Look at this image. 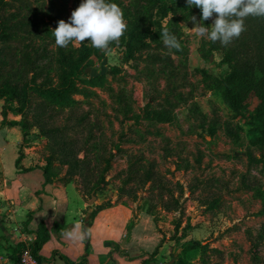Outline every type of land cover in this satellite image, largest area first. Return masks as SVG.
Listing matches in <instances>:
<instances>
[{
	"label": "rangeland",
	"instance_id": "rangeland-1",
	"mask_svg": "<svg viewBox=\"0 0 264 264\" xmlns=\"http://www.w3.org/2000/svg\"><path fill=\"white\" fill-rule=\"evenodd\" d=\"M160 1L171 7L164 17L158 0H109L123 10L126 32L139 20L159 34L146 37L129 60L126 32L109 53L89 40L55 45L52 30L82 0L1 2L0 20L14 39L0 43V114L18 121L22 147L44 166L51 161L54 177L73 182L87 200L98 185L100 204L127 202L135 213L150 214L162 242L171 241L191 264H264L260 100L249 92L243 111L231 110L216 89V78L229 72L223 45L191 30L201 9L187 0ZM215 18L202 23L211 27ZM164 29L180 51L165 47ZM82 47L89 55L74 103L40 97L34 88L59 87L65 63L80 57ZM99 75L101 84L81 80Z\"/></svg>",
	"mask_w": 264,
	"mask_h": 264
},
{
	"label": "crops",
	"instance_id": "crops-1",
	"mask_svg": "<svg viewBox=\"0 0 264 264\" xmlns=\"http://www.w3.org/2000/svg\"><path fill=\"white\" fill-rule=\"evenodd\" d=\"M12 120L3 122L0 114V264H19L20 249L25 243L33 248L41 229L48 234L37 251L41 264H173L178 259L181 251L162 242L153 217L135 213L127 202L105 205L90 217L99 197L89 204L73 182L47 180L43 163L22 147V131ZM75 223L90 230L89 239L72 242L61 235Z\"/></svg>",
	"mask_w": 264,
	"mask_h": 264
},
{
	"label": "trees",
	"instance_id": "trees-1",
	"mask_svg": "<svg viewBox=\"0 0 264 264\" xmlns=\"http://www.w3.org/2000/svg\"><path fill=\"white\" fill-rule=\"evenodd\" d=\"M4 0H0V3ZM158 9L161 15L164 17L169 9L165 2L158 0ZM159 26L160 23H159ZM11 26L0 20V43H8L14 39L13 33L10 31ZM245 31L239 38H235L229 45L223 46L222 60L229 67V72L222 77L216 78V89L221 94L225 104L233 111H243L244 101L249 92H254L259 98L260 102L256 109L257 125L261 135L264 138V16H248L245 19ZM159 34L151 33L149 28L142 26L141 21L135 20L132 23L130 29L126 32L125 43V59L129 60L134 57V51L140 50L146 43L145 38L151 36L152 39H157ZM81 56L76 59H69L66 63V71L62 78L61 85L57 88H41L35 87V91L40 97H44L52 104L62 103H74V99L71 98V94L76 91V80L80 78L79 69L84 64V60L89 55V51L86 47H82ZM105 79L104 75L96 77H90L89 79H81L89 84H101ZM16 95V91L13 93ZM5 95L0 93V97ZM21 112V110H18ZM153 117H158L160 121L165 120L160 113L154 114ZM2 121H6V117L2 116ZM10 124L19 125L18 121L12 120ZM25 135V132H22ZM78 159V158H77ZM80 160V159H78ZM49 161V160H48ZM51 162V161H50ZM50 162L44 166V172L47 180L54 178V172L51 169ZM98 185L90 187V191H94L95 194L99 191ZM105 205L99 204L92 211L90 217L95 212ZM215 204L207 206V210H211ZM133 224L130 222L129 228ZM48 234H45V230L41 229L37 232V240L35 239L33 245V253L37 256L41 244L47 239ZM196 246L190 245L188 248L193 249ZM197 247H203L199 244ZM39 259V258H38ZM145 264V261H143ZM173 264H191L182 251Z\"/></svg>",
	"mask_w": 264,
	"mask_h": 264
},
{
	"label": "clouds",
	"instance_id": "clouds-1",
	"mask_svg": "<svg viewBox=\"0 0 264 264\" xmlns=\"http://www.w3.org/2000/svg\"><path fill=\"white\" fill-rule=\"evenodd\" d=\"M187 6L201 9V22L191 17L195 27L191 30L197 37L206 38L221 45H229L246 30L245 19L248 16H264V0H187ZM216 14L211 27H205L202 21L209 20ZM127 30L123 10L109 0H82L72 11L69 20L61 19L52 30L55 45L67 48L70 43H82L89 40L91 46L103 53L112 51L110 45L119 46L120 38ZM165 47L171 51L181 50L177 37L164 29L160 33ZM61 235L72 242H83L89 239L91 232L80 223L70 229L62 230Z\"/></svg>",
	"mask_w": 264,
	"mask_h": 264
},
{
	"label": "built area",
	"instance_id": "built-area-1",
	"mask_svg": "<svg viewBox=\"0 0 264 264\" xmlns=\"http://www.w3.org/2000/svg\"><path fill=\"white\" fill-rule=\"evenodd\" d=\"M19 264H41L35 254L33 253L32 245L25 243L19 251L18 255Z\"/></svg>",
	"mask_w": 264,
	"mask_h": 264
},
{
	"label": "water",
	"instance_id": "water-1",
	"mask_svg": "<svg viewBox=\"0 0 264 264\" xmlns=\"http://www.w3.org/2000/svg\"><path fill=\"white\" fill-rule=\"evenodd\" d=\"M96 196L94 194V191L91 192V198L90 200L88 201L89 203H92L94 200H95Z\"/></svg>",
	"mask_w": 264,
	"mask_h": 264
}]
</instances>
